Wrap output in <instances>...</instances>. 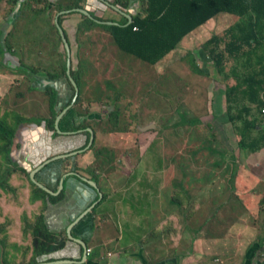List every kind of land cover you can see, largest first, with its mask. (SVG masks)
Wrapping results in <instances>:
<instances>
[{
	"label": "rangeland",
	"instance_id": "rangeland-1",
	"mask_svg": "<svg viewBox=\"0 0 264 264\" xmlns=\"http://www.w3.org/2000/svg\"><path fill=\"white\" fill-rule=\"evenodd\" d=\"M40 1L20 0L14 7L11 0H0V31L12 46L8 50L6 44V47L2 45L4 54L0 53V116L7 125L18 119L51 118L49 92L44 91L40 80L50 78V74H59L63 69L65 55L54 21L59 9L73 0ZM140 7L139 14L143 3ZM13 10L16 13L12 14ZM121 17L114 13L111 20L119 24ZM231 17L220 15L205 27L191 32L155 65L124 53L114 42L112 33L99 24L91 23L88 34L77 36V27L82 21L80 16L64 22L75 49L73 69H77L79 63L81 67L78 72L82 74L80 105L84 109H96L87 114L88 121L98 120L105 114L104 109L116 107L129 119L127 125L124 124L125 129L112 130L108 137H103L107 139L103 152L102 148L95 149L97 161L104 165L96 181L107 198L102 200V211L98 212L106 219L101 224L103 231L110 233V237L120 232L121 244L143 240L145 262L147 259L151 264H250L249 258L257 252L252 249L247 252L246 248L257 242V237L264 232V148L258 154L235 148L237 134L226 112L228 109L235 115L244 106L250 107L251 113L245 118L257 116L262 129L264 118L246 100L227 105L224 90L235 82L231 78L232 70L243 78L259 66L255 56L249 64H245V59L236 62L226 56L224 70L219 74L208 53L202 50L203 42L212 34L222 36L226 29L236 24L238 20ZM198 64L203 68H197ZM183 83L189 92L184 93ZM65 86L61 91L64 98L56 104L57 108L66 102L68 85ZM240 88H243L241 81ZM199 116L204 118L203 124L195 122ZM185 119L189 122L176 126V122ZM208 124L217 137L211 134ZM150 125L152 127H148ZM236 125L240 126L241 122L237 121ZM19 127L17 125L14 141L18 142V147L13 159L30 170L29 162L33 163V158L25 145L37 130H30L29 135V127ZM144 127L148 128L141 132L139 128ZM252 136L257 137L258 132H253ZM209 147L227 157L233 155L240 169L238 183L232 186L236 191L228 192L229 199L226 185L231 183L227 173L231 159L221 163V155L212 154ZM105 148L113 150L106 160L109 164L103 159ZM33 154L37 156L36 152ZM12 170L13 165L0 153V179ZM17 172L24 186L0 193V206H7L5 209L10 210L13 217H18L27 207L30 227L36 223L37 212L43 211L44 204L36 208L32 201L27 203V197L32 200L35 191L28 184L26 174ZM180 208L186 213L191 211L188 216L190 230L196 229L208 213L211 217L208 230L212 235L203 237L198 233L200 239L196 241L195 250L192 244L195 236L191 237L190 233L185 234L191 239L185 241L187 245L177 242L180 250H189L185 260L179 259L181 252L176 251L177 247L169 238L149 235L150 231L159 230L166 219L177 218ZM254 226L259 227L258 232ZM14 234L10 232V237ZM215 234L218 237H214ZM113 246H108L107 251L113 250ZM2 248L0 244V264L5 262ZM257 260L264 264V252L258 253Z\"/></svg>",
	"mask_w": 264,
	"mask_h": 264
},
{
	"label": "trees",
	"instance_id": "trees-1",
	"mask_svg": "<svg viewBox=\"0 0 264 264\" xmlns=\"http://www.w3.org/2000/svg\"><path fill=\"white\" fill-rule=\"evenodd\" d=\"M11 1L14 7L20 2V0ZM30 1L33 2V0ZM86 2H88V0H73L72 5L69 7L71 9L82 8V4H86ZM141 3H143L142 13L133 18V23L129 24V21L124 18L125 22L123 23V27H101L112 33V38L120 50L151 65L157 64L159 60H162L173 51L188 34L205 27L220 15H229V17L232 16L231 18L238 20L236 24L226 29L222 36L212 34L203 42L202 50L208 53V56L219 74L224 70L226 56L236 62L240 59H245V64H249L251 57L255 56L256 63L259 66L258 70L247 73L243 78H239L235 70H232L231 78L234 79L235 82L233 85L226 87L224 90V98L229 106L231 103L238 104V100H246L249 104L254 105V110H256L260 117L262 116V118H264V0H141ZM69 7L60 8L59 10L60 12L69 10ZM13 13H16L15 10H13L12 14ZM91 16L95 19L93 14H91ZM63 21L64 18H59L58 26L62 27ZM93 21L94 20L82 16V21L78 25L79 34L89 32L88 26H90L91 23L96 24V22ZM54 28L57 31L55 24ZM64 33L66 34L65 31ZM2 45L8 50L12 49L11 44L8 42V38H4V32L0 31V53L4 54ZM257 52H260V54ZM183 58L184 57H182V59ZM197 68L200 69L203 68V66L198 64ZM72 75H74V73H72ZM227 79H229V77H227ZM236 81H238V83ZM240 81L243 88H240ZM73 82L76 87L70 85V88L72 86L77 89L80 85V81L73 80ZM175 86H178L177 89L180 92L181 88H179L178 82L175 83ZM182 90L184 93L190 91L185 88L184 83L182 85ZM44 91L47 93L49 92V109H53L55 89L46 87ZM201 97L203 98L204 95L201 94ZM117 108L118 107H116L113 112H110L107 121V123H111V128L115 132L120 129H125L124 124L127 125L126 122H129L127 115L124 114L121 109ZM195 110L197 109H191V111ZM226 113L234 133L237 134L235 135V148H241L251 153L258 154V152L264 148V127L262 129L261 125L257 122L260 118H257V116L251 119L245 118L251 113L250 107L247 106L241 108L235 115L230 114L228 109ZM203 119L204 118H201V116L196 117L195 122H201V124H203ZM31 121L33 122V119H18V121H13L12 125H7L5 120L0 116V148L2 149L0 153H3L8 163L13 165L12 172L4 179H0V193H7V191L13 192L15 190L14 188L18 190L20 186H24V181L21 179L19 172H17L18 170H24L21 167L17 168L14 166L16 163L13 159V155L16 149L13 147V138H16L17 135V125L20 126L22 122L30 123ZM40 121L46 122L45 119L35 120L37 124ZM237 121L241 122L240 126L236 125ZM182 122L188 123L189 119L176 122V126ZM20 128L21 126L19 129ZM208 129L211 134H213L211 131L212 127L209 124ZM253 132H258V136H252ZM213 135L214 137L216 136L215 133ZM16 144H18V142L15 141L14 145ZM208 151L218 156L221 155V163L228 160V158L231 159L227 167V173L231 183H229V186L228 184L226 185L228 188L226 194L229 199L231 195H228V192L235 193L236 191V188L232 186L234 183L235 185L238 183L236 179L238 178L240 169L233 160V155L227 157L226 154H222L218 150H212L211 147H209ZM104 162L109 164L107 161ZM219 164L220 163L216 165L218 166ZM27 182L32 188H36L44 197V191L33 184L29 178H27ZM176 195H179V192L176 193ZM29 200L27 197V203L31 202V200L30 202ZM5 208H7V206H0V244H2L3 247L15 245L9 238L10 232H18L22 229H27L23 231V233H34L33 258L27 264L34 262L36 257L41 254L47 252H51L52 254L53 251H57L61 247L62 244L56 247L53 246V240L50 236L51 233L44 226L39 227V225H42L41 215L38 217V219H40L39 223L37 221V223L29 227L27 215L23 214L20 218L13 217L10 214L11 211ZM176 214L178 216L177 218L166 219L164 223L160 225L161 228H159V230L150 231V237L159 238L164 236L169 238V242L177 247V251L181 245H187L185 241H191L190 237L188 238L185 234L190 233L191 237L195 236V238L192 239L194 240L192 244H195L194 250L196 249V241L200 239L199 234H203V237L212 235L210 230H208L210 227L208 224L211 218L209 217V213L206 215V218L203 219L202 223L193 230H190L191 226L188 219L191 211L190 213H186L180 208ZM184 235L186 239L183 237ZM213 236L218 237L216 234ZM180 241H182L183 244L178 246L177 242ZM262 242L263 240H260V242L257 243L260 248H262ZM179 251L181 252V257H179V259L183 260L189 250L179 249Z\"/></svg>",
	"mask_w": 264,
	"mask_h": 264
},
{
	"label": "flooded vegetation",
	"instance_id": "flooded-vegetation-1",
	"mask_svg": "<svg viewBox=\"0 0 264 264\" xmlns=\"http://www.w3.org/2000/svg\"><path fill=\"white\" fill-rule=\"evenodd\" d=\"M98 3L101 4V6H99ZM71 5L72 3L68 2L66 8L67 6L69 7ZM127 7L128 0H113V2H109L108 0H88L86 4H82V8L78 9L88 11L90 16L91 14H93L95 16V19L91 20H94L96 24L101 23L99 25L109 26L104 25L103 23H113L111 20L112 15L114 13L122 15L123 11H125ZM51 8H53V6H51ZM78 9L70 8L69 10H64L62 12H60L59 10L55 17V20L59 15L60 16L58 17V19L64 18L61 28L63 32H66V34L64 33V38L67 40L69 52L66 48V44L63 41V36L60 34L54 21L61 45L63 46L65 59L62 64L63 69L61 70V73L50 74L49 77L62 79L67 81L68 83H71L66 73V69L68 68V57L71 60L69 68L70 77L73 80L80 81V78L82 76V74L78 73L81 68H79L80 63L78 64L77 69H73V52L75 50L74 44L70 39L69 31L66 30L67 28L64 26V22H69L73 17L80 16V18L82 19V16L84 15L77 13L76 10ZM96 14L101 18H99ZM121 18L122 22H120L119 24L124 26L123 23L125 22V17L123 16ZM76 33L77 36L80 35L78 32V27ZM88 33L89 32H84L82 33V35ZM72 73H74V75H72ZM67 85L68 89L65 92L66 102L58 108L56 105L58 92L55 90L53 109H49L51 117L50 120L45 119L46 122L40 121L38 125L35 122V120L38 119H33V122H22V124L20 125L22 128L29 127L30 125L34 124V128L29 127L28 130L29 132L30 130H32V132L34 130H37L36 132H33L34 137L30 139V142H26L27 144L25 145L27 150L30 151V154L33 158V163L29 162L31 164L29 165L30 170H27L24 167L20 166L17 161H15L16 164H14V166L17 168L21 167L24 170L22 172L26 174V177L29 178L30 181L31 179L29 177V174L33 172L35 183L33 181L31 182L45 193L43 197L36 188H33L35 191L33 192V195H35V197H32V203L36 208H40L41 203L44 204L42 209L43 211L41 213L37 212L38 217L41 215L42 222V225H39V227L44 226L45 228H47L45 225V216L47 214L49 225L51 228L47 229L51 233L50 236L53 240V246L56 247L62 244L61 247L57 250L59 251L65 248L68 244L72 245L75 247V250L78 253V258L41 260L40 258H42L43 256L51 254V252H47L36 257L34 262L29 264L52 263L60 260L73 261L72 264L91 263L94 252L93 248L89 247V244L93 241V238L91 237L95 236L98 231L101 230V227H99V225H97L96 223V206L98 207L99 204H102V200L104 199L106 201L107 198H104L105 193L102 192L96 181V178H100L99 171L102 170L100 167H103L104 165L102 163L100 164V162L97 161L95 149L102 148L103 152V148L105 147V144H107L105 143L107 139L103 140V137H108V135L112 132L111 123H107L109 119L108 115L115 109H104L103 112L105 114L98 118V120L88 121L87 114L95 111L96 109H84L82 107V104L80 105V88L77 87V89H75L72 86L70 88V85H72V83ZM98 112L100 113L101 109H99ZM59 116L60 118L58 120L56 128L55 122ZM26 124L29 125L26 126ZM139 129L141 132L145 131V127ZM32 132H30L29 135ZM19 134V137L21 139V133ZM15 139L16 138H13V140ZM32 141H35V143H32ZM14 144L13 147H15L16 149V147H18V144ZM33 145L36 148L32 149ZM105 149V156L103 157L104 161H106L110 157V154L113 152L112 149ZM33 152H36L37 156H35ZM37 183L43 185L45 188L51 190L52 192L47 193L43 188L39 187ZM55 210L57 211L51 217V212H54ZM23 211L24 215H27V207L21 210V212ZM52 219L56 221L54 222ZM39 220L40 219L37 218L36 223L37 221L39 223ZM30 234L32 235H30L29 243L32 246L31 250L33 252V241L35 240L34 233ZM69 236L71 239L69 238ZM105 236L109 237L110 233H105ZM54 252L56 251H53L52 253ZM83 254L85 255V260L84 263H80ZM146 264H151L150 260L147 261L146 259Z\"/></svg>",
	"mask_w": 264,
	"mask_h": 264
},
{
	"label": "crops",
	"instance_id": "crops-1",
	"mask_svg": "<svg viewBox=\"0 0 264 264\" xmlns=\"http://www.w3.org/2000/svg\"><path fill=\"white\" fill-rule=\"evenodd\" d=\"M19 13V12H18ZM14 17V16H13ZM256 173V172H255ZM105 204V202H104ZM99 208L96 210L97 218H96V223L101 227L102 223L106 222V219L102 217V213L98 211H102L100 209L101 204L98 206ZM59 208V207H58ZM102 208V207H101ZM58 210V209H57ZM51 212V217L55 212ZM24 214L23 212H20L19 218L22 217ZM27 217L29 219L28 212L26 211ZM45 220L47 221L49 225V220H48V215L46 214ZM51 219V218H50ZM53 220V219H52ZM54 222L56 220H53ZM61 221V220H60ZM50 228V225L49 227ZM255 231L258 232L259 227H255ZM253 228V229H254ZM104 228L101 227V230L98 231V233L95 236H92L93 241L91 242L89 247L93 248V258L91 259V263L88 264H146L145 262V244L142 245L143 240H133L130 243H125L124 245L120 243V232L116 236L112 237H106ZM263 231V230H262ZM262 233V232H260ZM30 233H23L22 230L15 232V234L10 238L12 242L15 243L13 246H8V247H3L2 249V255L5 260L4 264H27L29 261L32 260V248L30 245ZM246 238V237H245ZM243 239V238H242ZM249 239L252 241L254 240L249 237ZM257 242L255 243H250L249 246L246 248L247 252L252 250L257 251L256 254L255 252L253 253L254 257L249 258L250 259V264H261L260 261L257 260L258 253L264 252V232L260 234V237H257ZM260 240H263L262 242V248H260L257 243L260 242ZM89 242V241H88ZM102 242V243H101ZM256 244V245H255ZM106 245V246H105ZM114 245L112 248L113 250L107 251L108 246ZM254 246H256L254 248ZM118 251H117V250ZM249 249V250H248ZM4 251V254H3ZM120 253V254H118ZM116 255V256H115ZM121 255V256H120ZM13 257V258H12ZM61 258H78V253L75 250V247L72 245H67L65 248L56 251L52 254L45 255L41 260L45 259H53V260H58ZM185 260V258H184ZM216 261V258L215 260ZM167 263V262H166ZM174 263V261H173ZM217 263V262H216ZM3 264V263H2Z\"/></svg>",
	"mask_w": 264,
	"mask_h": 264
},
{
	"label": "water",
	"instance_id": "water-1",
	"mask_svg": "<svg viewBox=\"0 0 264 264\" xmlns=\"http://www.w3.org/2000/svg\"><path fill=\"white\" fill-rule=\"evenodd\" d=\"M140 4H141V0H128V7H127V9L125 11H123L122 16H124L129 21V24L133 23V18L136 17V16H138L139 11H140V8H141L140 7ZM76 12L79 13V14H82L84 16H87L90 19H93L90 16V14L88 13V11L78 9V10H76ZM58 17L56 18L55 23H56V26H57L60 34L63 36V41L66 44V48H67V50L69 52V46L67 44V40L64 38V32H63L62 28L60 26H58ZM97 23H99V22H97ZM99 24H101V23H99ZM103 24L104 25H109V26H120V27H123L120 24H114V23H107V24L103 23ZM70 62H71V60L68 57V68L66 69V73L68 75L69 81L72 83V85H74V87H76L75 86V83L73 82V79L69 75ZM40 83L43 85V87H44L43 89L44 90H45L46 87H51V88L55 89L58 92V95H57V105H59L61 103V101L63 100V98H64L63 92H61V91L64 88L63 87L64 85H66L65 88H67V84H68L67 81H65V80L61 81V79L45 78L44 80H40ZM60 116L56 119V122H55V127L56 128H57V123H58V120H59ZM87 120H89V119H87ZM93 120H95V119H93ZM148 127H152V125H150ZM148 127H146L145 129H147ZM33 175H34V173L31 172L29 174V177H30L31 181H33L35 183V179L33 178ZM37 185L39 187L43 188L47 193H51L52 192L51 190L45 188L43 185H40L38 183H37ZM45 225L47 226V228L49 227V225H48V223H47L46 220H45ZM69 238H70V236H69ZM84 260H85V255L83 254L80 263H84ZM72 262L73 261L60 260V261H55V262H52V263H38V264H72Z\"/></svg>",
	"mask_w": 264,
	"mask_h": 264
}]
</instances>
